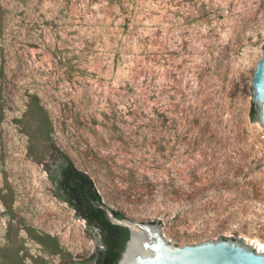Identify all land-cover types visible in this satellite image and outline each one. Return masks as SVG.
Returning <instances> with one entry per match:
<instances>
[{
  "label": "rangeland",
  "instance_id": "1",
  "mask_svg": "<svg viewBox=\"0 0 264 264\" xmlns=\"http://www.w3.org/2000/svg\"><path fill=\"white\" fill-rule=\"evenodd\" d=\"M263 52L264 0H0V264L101 247L52 192L55 149L171 242L264 252Z\"/></svg>",
  "mask_w": 264,
  "mask_h": 264
},
{
  "label": "water",
  "instance_id": "2",
  "mask_svg": "<svg viewBox=\"0 0 264 264\" xmlns=\"http://www.w3.org/2000/svg\"><path fill=\"white\" fill-rule=\"evenodd\" d=\"M253 100L264 126V52L253 74ZM108 220L129 230V238L116 264H264V252L243 241L225 238L178 245L166 239L160 221H138L118 216L107 204H100Z\"/></svg>",
  "mask_w": 264,
  "mask_h": 264
},
{
  "label": "flooded vegetation",
  "instance_id": "3",
  "mask_svg": "<svg viewBox=\"0 0 264 264\" xmlns=\"http://www.w3.org/2000/svg\"><path fill=\"white\" fill-rule=\"evenodd\" d=\"M45 162L49 170L48 176L52 183V192L54 193V195L66 201L74 209L76 214L80 213L78 215L83 218L85 224L87 225V228L94 229L99 235L101 247L90 260L86 261L91 264H100L101 262L103 263L106 261L109 254L112 255V253L115 252L116 256L115 254H113V258L115 257V259L112 260V263H108L113 264L117 260V256H120L122 249L119 250L118 248H111L110 243L106 239L109 232L104 231V225L102 224V221L99 217L96 218V216L92 215L91 212L87 210L86 205H81L78 197V192L74 188L76 180H81L80 176L78 177L77 174H79L80 172L84 174L87 173L76 166L72 159L68 157V155H66L64 152L59 151V149L53 150L48 156V159H45ZM99 205L100 204H96L97 208L99 207ZM105 220H108L107 214L105 216ZM86 261L82 260L79 262L67 264H85Z\"/></svg>",
  "mask_w": 264,
  "mask_h": 264
},
{
  "label": "trees",
  "instance_id": "4",
  "mask_svg": "<svg viewBox=\"0 0 264 264\" xmlns=\"http://www.w3.org/2000/svg\"><path fill=\"white\" fill-rule=\"evenodd\" d=\"M255 109H252V116H255ZM77 176L81 178V180H76V184L74 186V188L77 190L78 192V197L79 200L81 202V205H86L87 206V210H89L91 212L92 215L99 217L100 220L102 221V224L104 225L103 229L104 231L109 232L108 236L106 237L107 241L110 243L111 248L113 249H119L122 251L124 250V246L125 243L127 242L128 238H129V230L127 228L124 227H120L118 225H114L111 222H109L108 220H105V216H106V212L104 209L96 206V204H105L101 194L98 192L94 181L91 179V177L87 174L84 173H79L77 174ZM69 178V177H67ZM66 178V180H67ZM114 212L121 217L126 216V214L120 210H116L113 209ZM80 214V213H78ZM85 215V214H84ZM97 224V222H96ZM106 234V233H105ZM41 240H43V242H45L49 248L50 251L52 253H59L60 252V244L58 242V240L55 237H52L51 235H47L45 237H41ZM122 253V252H121ZM113 254H115V252L112 253V255H108L107 259L105 262H101L100 264H108V263H112V260L115 259V257L113 258ZM119 255V254H118ZM116 256V254H115ZM121 256V254H120ZM120 256H117V260L113 263L116 264L117 261L119 260ZM86 261V260H83ZM85 264H91L88 261L85 262Z\"/></svg>",
  "mask_w": 264,
  "mask_h": 264
}]
</instances>
